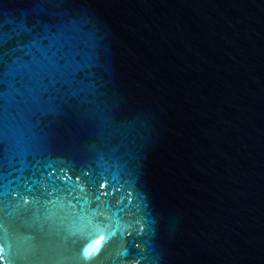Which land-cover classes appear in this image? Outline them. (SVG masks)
<instances>
[{
    "label": "water",
    "instance_id": "water-1",
    "mask_svg": "<svg viewBox=\"0 0 264 264\" xmlns=\"http://www.w3.org/2000/svg\"><path fill=\"white\" fill-rule=\"evenodd\" d=\"M0 264H264V0H0Z\"/></svg>",
    "mask_w": 264,
    "mask_h": 264
},
{
    "label": "snow or ice",
    "instance_id": "snow-or-ice-1",
    "mask_svg": "<svg viewBox=\"0 0 264 264\" xmlns=\"http://www.w3.org/2000/svg\"><path fill=\"white\" fill-rule=\"evenodd\" d=\"M98 251V250H97ZM85 255L87 256V255H89V253H85Z\"/></svg>",
    "mask_w": 264,
    "mask_h": 264
}]
</instances>
